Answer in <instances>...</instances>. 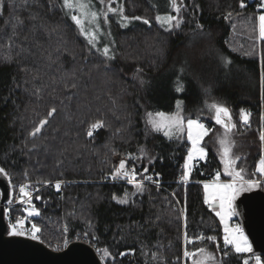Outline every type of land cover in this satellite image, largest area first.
<instances>
[{"label":"trees","instance_id":"trees-1","mask_svg":"<svg viewBox=\"0 0 264 264\" xmlns=\"http://www.w3.org/2000/svg\"><path fill=\"white\" fill-rule=\"evenodd\" d=\"M95 1L100 13L107 12L99 30L109 34L112 46H104L114 48V59L88 43L71 20L79 10L65 8L63 0H4L0 8V167L10 195L22 182L49 183L29 206L6 211L8 225L18 226L10 218L31 208L22 228L35 224L38 239L55 249L85 240L104 264H191L185 250L202 247L221 264H244L247 257L256 264L252 253H236L225 244L204 183L217 173L229 178L221 173L220 126L211 107L222 104L236 123L237 166L246 178H261L264 190L258 170L264 157L258 24L264 0H181L179 12L170 3L180 20L171 30L157 21L156 0ZM117 2L123 16L141 19L127 23L108 12L109 3ZM179 97L184 118H197L210 129L207 156L194 160L185 182V132L170 138L148 123V113L173 110ZM241 110L251 114L248 124ZM42 119L47 123L31 135ZM97 121L103 126L87 135ZM121 160L125 170L135 167L143 192L135 182L113 178ZM56 181H65L62 189ZM171 189L183 211L173 206ZM237 219L243 223L239 213ZM255 253L264 264V252Z\"/></svg>","mask_w":264,"mask_h":264},{"label":"snow or ice","instance_id":"snow-or-ice-1","mask_svg":"<svg viewBox=\"0 0 264 264\" xmlns=\"http://www.w3.org/2000/svg\"><path fill=\"white\" fill-rule=\"evenodd\" d=\"M101 3H103V0H101ZM171 3L175 10L179 12V6L177 5V0H171ZM4 5V0H0V8H2ZM63 6L69 10L72 9H77L80 12V15H71V20L74 21V23L79 27L80 32L82 35H84L88 43L95 47L99 37H98V32L100 29V24L98 22V14L96 12L90 11V5L88 3L83 2V0H63ZM243 3L241 4V7H243ZM260 7L264 9V3L260 4ZM108 12L111 13H119L121 14V19L123 22H129L131 20H139L141 19L140 17H132L129 18L127 16H123V8H113L111 7V4L107 6ZM90 18L91 22L95 25L96 30L95 31H87L85 29V19ZM104 18L105 20L107 19V12L104 13ZM157 21L161 23L167 24L169 30H171L173 27H179L180 26V20L171 15H166V16H157L156 17ZM145 23H148V21H144ZM174 22V23H173ZM258 22H259V37L261 39H264V13H261L258 16ZM126 26V23L123 25ZM102 53L105 57L108 59H114V53H111V50L109 46L105 45L102 49ZM75 87V85H73ZM261 87L264 89V63H262L261 66ZM178 91L181 90V88L178 86L177 88ZM264 98V96H262ZM177 106L179 107V102H177ZM211 107L215 110L216 116V122L218 124H221L226 132L230 131L231 129L235 128V124L229 123L231 119V114L228 110L227 107L218 105V104H213ZM56 109L53 108L50 110L48 113L49 116H51L53 113H55ZM250 113L245 112L244 110H241V120L244 124H248L250 121ZM149 120L148 123L152 126V128L156 131H165V135H169L172 131L173 128L177 129L178 131L182 132L184 130V117L179 115L178 113L172 116H168L167 114L163 112H158L153 115L152 113L148 114ZM47 123V119H42L39 123V126H37L34 131L31 133V135H36L41 131V128ZM187 129H188V139L192 142V148L189 150L187 161L188 163L185 164V173L181 177L182 181H187L190 176L191 172V161L195 158V156L199 155L200 157H203L205 153V149L202 147H199L201 140L203 137L207 134L208 129L205 128V126L200 123L198 120H193V119H188L187 122ZM103 126V121H97L96 123L91 125L90 130L88 131L87 135L92 136V130L98 129ZM260 140L264 141V132H261L260 135ZM220 143L224 145V155L225 157L230 156L231 149L228 146V141L227 139H221ZM239 159V158H237ZM225 170H228V167L232 164L235 163V160L232 159H225ZM126 168V161L121 160L119 168L116 169L115 175H123L126 178H130V182H135L137 192H143L144 191V185L142 182L136 181V173L133 171L132 173H129L128 171H125ZM259 172L261 174H264V159H261L259 161ZM147 171V169H145ZM242 171V170H241ZM0 174L7 175L5 170L3 168H0ZM228 175L232 176L235 175L236 177L243 179L241 176V172H228ZM219 177V173H217V178ZM147 179L151 180L152 177H147ZM246 184L249 187H257L259 186V181L255 180H248L246 181ZM56 188H60V184L57 183ZM26 185H22L20 187V193L23 197H28L30 196V193L26 191ZM205 191L208 193V198L206 199V203H209L210 205L213 203V201H219L220 208L222 209L219 212H216V215L221 218V220L225 221V236H224V241L226 245H233L234 250L236 253H250L252 252L251 245L248 242L247 237L243 234L242 230L237 226L235 229H229L227 227V218L231 215H234L235 212L232 208V202L235 199L237 195L241 191H244L245 188L243 185L240 187H237L236 183H228V184H205L204 185ZM119 203L126 204L128 203L127 199H121L119 200ZM31 214V213H30ZM38 214V211L37 213ZM17 223H23V221H18ZM32 231L34 238H39L35 234L40 231V229L33 224L32 225ZM13 234L17 235H23V232H17L16 231V226L13 225ZM185 239L188 240L187 234H185ZM202 239V237H201ZM214 239V238H213ZM189 243H192L193 241L188 240ZM201 252L204 250L201 249ZM104 255L108 256V250H104ZM194 255L193 253L188 252L185 250L184 256L185 257H191ZM210 255L207 257H204L201 261L196 262V264H204V261L207 259H211ZM244 264H248V261L245 260ZM256 264H262L261 259L259 256L256 257Z\"/></svg>","mask_w":264,"mask_h":264},{"label":"water","instance_id":"water-1","mask_svg":"<svg viewBox=\"0 0 264 264\" xmlns=\"http://www.w3.org/2000/svg\"><path fill=\"white\" fill-rule=\"evenodd\" d=\"M0 188V264H104L95 246L85 240L76 239L55 249L32 236L8 232L4 203L10 198V184L3 174ZM237 206L255 250L264 252V190L248 191L237 200Z\"/></svg>","mask_w":264,"mask_h":264},{"label":"rangeland","instance_id":"rangeland-1","mask_svg":"<svg viewBox=\"0 0 264 264\" xmlns=\"http://www.w3.org/2000/svg\"><path fill=\"white\" fill-rule=\"evenodd\" d=\"M153 1H154V0H153ZM177 1H180V0H177ZM83 2L88 3V4L90 5V11H92V12H96V13L98 14V22H99L100 25H103V26H104V22H103V21H104V14H103V12L100 13V9H101V8H100V6L97 5L96 1H95V0H83ZM181 2H182V1H181ZM170 3H171V0H156V1H155V5H156L157 7L160 6V7L157 8V9H158V16H166V15L175 16V15H173V12L169 10V8H170L169 4H170ZM171 5H172V3H171ZM172 7H173V5H172ZM113 8H117V9L121 8L120 3L117 2L116 5L113 6ZM173 8H174V7H173ZM174 9H175V8H174ZM101 10H102V9H101ZM261 13H264V12H261ZM261 13H260V14H261ZM260 14H259V15H260ZM175 17H176V16H175ZM85 20H86L85 29H86L87 31H95L96 28H95V25L91 22V19H90V18H87V19H85ZM130 21H132V20L130 19ZM127 23H128V22H127ZM160 23H161V22H160ZM173 23H174V22H173ZM161 24H162L163 26H165V27H168L167 24H165V23H161ZM258 24H259V22H258ZM98 37H99V39H98V41H97L96 44H97L98 46H100V47H99V49L96 48V47H94V48L98 49V50L102 53V49H101V47H102V46L104 47V44H105V43H108L107 41H109L108 44L111 45L110 40H108L109 34H108L107 32H105L104 30H102V28H101V30H99V32H98ZM260 40H261V43H260V51H261V52H262V51L264 52V39H261V38H260ZM111 46H112V45H111ZM111 53H114V48H113V50H112V48H111ZM102 54H103V53H102ZM177 102H179V107L177 106ZM262 103H263V110H262V117H263V119H262V130H263V132H264V98H263ZM218 105H222V104H218ZM222 106H224V105H222ZM225 107H226V106H225ZM228 110H229V109H228ZM158 112H163V113L167 114L168 116H172V115H175V114L178 113L179 115H181V116L184 117V115H183V100H182V98L179 97V98L176 100V106H175V108H174L173 110H171V111L157 110V111H155V112H150V113H152L153 115H155V113H158ZM229 112H230V114H231V119H230L229 123H231V124H235V128H236V123H235V121H234V118H233V116H232V113H231L230 110H229ZM245 112H247V111H245ZM247 113H248V112H247ZM148 114H149V113H148ZM215 116H216V113L213 115V120L216 122ZM188 119L198 120L200 123H202V124L205 126L206 129H208L207 134L203 137V139L201 140L200 145H199V147H202V148L205 149V153H206V154H205L203 157H200L199 155L195 156V158L191 161V165H192V163L194 162L195 159H197V158H205V157L207 156V152H208V150H207V147H206V145H205V143H204L205 138H206V136L209 134V131H210V129H209V127L207 126V124H206L204 121H201V120H199V119H197V118H187V119L184 118V121H185V124H184V130H183L182 132H180V131H178L177 129L173 128L172 131H171V133H170L169 135H166V136H167V137H170V138H175V137H177L178 135H180L181 133L185 132V134H186V136H187V138H188V129H187V124H186V122H187ZM148 120H149V116H148ZM216 123H217V122H216ZM219 126H220V130H219V132H218V137H217V142H218V144H217V152H218L219 158H220V160H221V162H222V171H221V173H223L225 176H227V177H229V178H227V179H220V178H219L218 181H208V182H205L204 185H205V184H209V185H212V184H228V183H233V182H235L236 185H237V187H240L241 185L244 186L245 190H244V191H241V192L239 193V195H237V196L235 197V199L233 200V202H232V208H233L235 214L229 216V217L227 218V221H226V223H227V227H228L229 229H232L233 224L238 222V219H237V215H238V212H237V207H238V206H237V200H238L240 197H242L243 195H245V193H247L248 191H251V190H253V189H259L261 178H260V179L246 178L244 171H243V170L241 171V169L237 166V162H238V159H237V158H238V156H235V155L233 154V149H234V144H235V142H234V138H233V134H234V129H235V128H233V129H231L230 131L226 132L225 128H224L221 124H219ZM161 131H162L163 134L165 135V131H164V130H161ZM221 139H227V141L229 142V143H228V146H229L230 149H231V152H230V156H229V157H225V155H224V147H225V146L222 145V144L220 143V140H221ZM188 141H189V145H188V149H187L186 157H185V160H184V169H185V164L188 163V161H187V157H188L189 150L192 148V142H191L189 139H188ZM229 158L232 159V160H235V163L232 164V165H230V166L228 167V170L226 171V170H225V163H224V161H225V159H229ZM262 159H264V157H263ZM0 168H1V167H0ZM117 168H119V167H117ZM117 168H116V169H117ZM116 169L114 170L113 175L116 173ZM258 169H259V166H258ZM185 171H186V169H185ZM237 171L241 172V176H242L243 179H240V178L236 177L235 175H232V176L228 175V172H237ZM263 175H264V174H263ZM120 176H121V175H115V178H119ZM248 180L259 181V186H257V187H249V186L246 184V181H248ZM56 183H60V181H56ZM60 188H61V186H60ZM204 192H205V196H206V199H207V198H208V193L205 191V188H204ZM16 193H17V189L15 190V192L11 193L10 198H9L8 201H11V199L14 200ZM0 197H1V196H0ZM6 202H7V201H6ZM212 205H216V206L219 207V210H218L217 212H219V211L222 210V209L220 208L219 201H213ZM6 208H7V209H6ZM5 209H6L7 212L9 211L8 206H6V205H5ZM32 212H33V210H32L31 208H27V209H26V214H27V215H25V220H23V223H17L18 221H17L16 217H15V221H14V222H16V223H17L16 225H18V226H16V231H17V232H23L25 235H29V236L34 237L32 229H25V228H22V226L24 225L26 219L28 218V215H31ZM30 213H31V214H30ZM31 216H32V215H31ZM6 218H7V217H6ZM219 218H220V217H219ZM220 221H221V224H222V226H223V229H224V236H225V221L221 220V218H220ZM14 222H13V223H14ZM13 223H12V224H13ZM8 232L13 233V225H9V227H8ZM242 232H243V234L247 237L248 242H249V244L251 245L252 252H250V253H252V255L254 256V258H255L254 262L256 263V257H257V256L260 257V255L257 254V253H255V247H254V244H253V242H252V240H251L249 234L247 233V231H246V230H243ZM35 235H36V234H35ZM231 246L234 248L233 245H231ZM201 249H203L204 251L201 252V251H200ZM187 251H188V250H187ZM188 252L194 254V255H192V256L190 257L191 264H196V262L201 261L204 257H207V256H209V255H210L211 257H213V258L205 260V261H204V264H221V260H220L219 256H218L215 252H213V251H211V250H209V249H207V248H205V247H202V248H196V249H193V250H189ZM253 256H252V257H253ZM252 257H251V258H252ZM260 259H261V257H260ZM245 260L248 261V264H253V263H251V261L249 260L248 257H247Z\"/></svg>","mask_w":264,"mask_h":264},{"label":"built area","instance_id":"built-area-1","mask_svg":"<svg viewBox=\"0 0 264 264\" xmlns=\"http://www.w3.org/2000/svg\"><path fill=\"white\" fill-rule=\"evenodd\" d=\"M125 171H128L129 173H132V172L134 171V172L136 173V169H135L134 166H131L128 170H125ZM184 173H185V169H184V162H183V163L181 164V173H180V181H181V182H185V181H182V180H181V177L184 175ZM119 178H120V179H123V180H128V181H130V178H126V177H124L123 175H121ZM140 180H144V179H140ZM64 182H65V181H60L59 184H60L61 188H59V189H62V186L64 185ZM47 184H49V183L47 182V183H45V184H43V185H47ZM22 185H26V186H27V187H26V191H27L28 193H30V196H28V197H23V199H22V196H21V193H20V187H21ZM43 185H42L41 183H39V182H22V183H20V184L18 185V187H17V193H16V195H15L14 200L11 199V201H7V202H5L4 204H5L6 206H8V209H10L11 207H14V206H16V205H19V204H26V205L29 206V204H30V202H31V200H32V198H33V195H34L37 191H39V190L43 187ZM169 192H170V194L174 197V200H173V206H174L175 208H178L179 210L183 211V207L181 206V204H180L178 198L175 196L174 189L169 190ZM0 205H1V197H0ZM6 209H7V208H6ZM26 209H27V207H26ZM26 215H27V214H26ZM28 218H30V220H31V215H28ZM16 219H17V221H23V220H25V215L20 214V215H18V216L16 217ZM10 221H11V223H13L15 220L12 219V218H10ZM237 226H239V228H240L242 231L244 230V227H243V224H242V223H234L233 226H232V229H235Z\"/></svg>","mask_w":264,"mask_h":264},{"label":"crops","instance_id":"crops-1","mask_svg":"<svg viewBox=\"0 0 264 264\" xmlns=\"http://www.w3.org/2000/svg\"><path fill=\"white\" fill-rule=\"evenodd\" d=\"M198 159H203V158H197V159H195V160H198ZM219 180V178H217V179H214V180H211V181H218ZM206 182H208V181H206ZM211 207H212V209L215 211V212H217L218 210H219V207L218 206H216V205H210ZM237 223H241L239 220H238V222Z\"/></svg>","mask_w":264,"mask_h":264}]
</instances>
